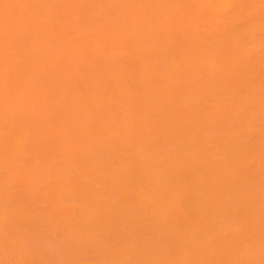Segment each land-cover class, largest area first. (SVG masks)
I'll return each mask as SVG.
<instances>
[{
	"label": "bare ground",
	"instance_id": "obj_1",
	"mask_svg": "<svg viewBox=\"0 0 264 264\" xmlns=\"http://www.w3.org/2000/svg\"><path fill=\"white\" fill-rule=\"evenodd\" d=\"M0 264H264V0H0Z\"/></svg>",
	"mask_w": 264,
	"mask_h": 264
}]
</instances>
